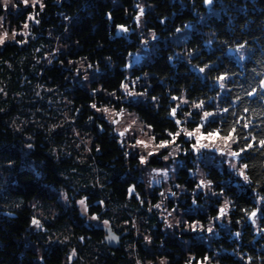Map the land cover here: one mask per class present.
<instances>
[{
    "label": "trees",
    "instance_id": "trees-1",
    "mask_svg": "<svg viewBox=\"0 0 264 264\" xmlns=\"http://www.w3.org/2000/svg\"><path fill=\"white\" fill-rule=\"evenodd\" d=\"M141 8L149 56L132 65L127 78V60L141 46L135 36ZM212 8L217 12L202 17ZM17 17L14 21L9 16L0 24L20 27L25 14ZM35 17L38 31L29 44L12 41L0 48V87L7 86L10 94L22 98L13 101L7 96L0 101V150L5 160L13 161L6 189L19 205L9 212L0 206V264H65L66 249L52 244L38 253L26 244L25 235L32 218L29 204L51 199L50 187L59 190L67 182L72 187L77 184L87 196L92 214L104 212L103 219L109 220L106 225L120 239L112 248L103 241L101 225L86 227L69 216L75 237L100 242L91 264L137 260L145 264L146 259L153 264L157 260L166 264L206 260L209 264H264V146L260 144L264 140V0H212L211 4L205 0H43ZM119 28L129 32V37ZM186 31L182 43H171L170 36ZM241 45L246 57L239 63L228 50ZM76 63L92 70L86 88L76 80ZM221 76L225 77L222 81ZM130 77L143 96L137 102L126 100L122 90ZM20 78L27 81L24 88ZM132 80L126 83L131 85ZM26 86L51 87L54 96L64 95L69 103V126L58 127L51 107L44 110L42 106L47 111L45 119L24 126L22 132L15 130L13 120L19 114L27 118L16 107L25 102ZM102 106H126L155 141L169 139V133L175 135L181 125L182 133L194 129L205 113H211L202 130L219 137L230 133L235 138L230 147L239 153L243 175H236L225 164L204 163L200 168L208 189L196 191L200 184L191 175L192 145L178 135L185 166L178 169L175 180L184 191L168 201V208L180 217L181 230L173 227L164 233V221L147 208L149 201L156 204L157 200L146 196L138 206L136 194H144L143 183L136 180L138 155L126 150L97 113ZM75 126L87 128L90 142L84 156L72 149L67 134ZM23 142L32 145L28 157L37 172L14 160ZM158 162L154 157L149 161ZM222 206H227L226 226L217 223ZM134 219L140 228L136 229ZM208 224L217 228L209 242L194 233ZM134 230H140L141 236L133 234Z\"/></svg>",
    "mask_w": 264,
    "mask_h": 264
},
{
    "label": "rangeland",
    "instance_id": "rangeland-1",
    "mask_svg": "<svg viewBox=\"0 0 264 264\" xmlns=\"http://www.w3.org/2000/svg\"><path fill=\"white\" fill-rule=\"evenodd\" d=\"M28 7L31 9H28ZM42 8L43 0H29L27 4L24 3V0H0V9H5L3 10V15H5L3 20H7V17L12 16L14 21H16L18 15L25 14V21L20 25V27L12 26L11 28H8V25L3 24L5 22L0 18V21L3 22L2 25L0 24V35L5 32L7 33V38L3 44H0V48L6 42L12 41H17L24 46L27 43L29 44L31 40L35 38L36 31H38V20L35 17V12L37 9ZM216 9H208L206 13L202 14V17L210 14V12H215ZM141 10L144 12V8L140 9L135 24L137 28L135 36H139L141 46L139 50L133 52L127 60L125 66L128 71L127 78L130 74L129 68L149 56L148 43H150V41L148 42L146 39L148 37V35L145 36L147 31H145L142 27L141 17L143 12L141 13ZM25 24H27V28H25ZM118 30L119 32L124 33L127 38L129 37V32L120 28ZM13 33H15L14 36ZM149 34L151 33L149 32ZM186 34L187 31L179 32L176 36H170L171 43H182ZM241 49L242 47L228 50V53L239 63H241L246 56V52ZM46 56L48 57V55L46 54L44 56L47 62L49 64L52 63V59L49 57L48 60ZM76 65V80L86 88L88 87L87 82L91 79L90 73H92V70L90 72L89 67L84 66L83 63H76ZM84 68L87 71H85ZM128 80H132L131 77L127 79L122 86V90L126 94V100L137 102L143 99L141 90H136V81L133 79L132 82L130 81L131 85H128V83H126ZM18 82L20 83V87H23V83H26L27 81L20 78L18 79ZM25 88L26 92L28 91L27 96L23 98L25 102L16 104V107L27 115V118L21 119V114H19L13 120L15 123L13 126L15 130L22 132L21 128L24 126H28L31 123L38 124L37 120L45 119L44 116L47 114V111H43V108H41L42 106L44 107V110H46L48 106L51 107V113L54 114L53 118H55V121L59 124L58 127L64 128L65 124L68 125L69 120L67 108L69 103L64 95L57 94L54 96L55 92L53 89L46 86H26ZM9 89L10 88L7 86L0 87V101L7 98V96L13 101H22L21 97H15L14 94H10ZM96 110L97 113H100L101 116L106 119L107 123L111 126V129L118 137L120 143L126 147V150L130 153H137L138 155L140 165L136 180L141 181L144 186L143 196L136 194V199L139 202L138 206L143 204V198L146 196L149 199L157 200L156 204H153L152 201L150 202L148 200L149 205L147 208L148 211L152 209V211L156 212L158 214V218L164 221V233L170 232L173 227L181 230V227L178 224L180 217L178 218V214H175L173 209L170 210L168 208V201L175 199L178 194L184 191V189L179 186L175 180V175L178 169L185 166L183 162L184 158L180 156L184 155L185 152L183 149L181 150L180 143L178 144V136L171 135V137L167 140L155 141L154 136L150 134L148 129L139 121L135 113L126 106L121 109H116L111 106H102ZM187 119L190 118L187 117L184 120ZM19 121H21V123ZM204 122L205 118L202 119V121H200L194 129L185 130V132H195L196 129H199V132H195V135L192 137L186 135L185 132L182 133L183 126H179V133L181 132L180 135H183V139L190 142L192 145L191 151L192 157H194V169L191 175L194 174L196 180H198V183L200 184L196 187V191H207L208 189V185L206 184L205 178L202 176L200 168V166L204 165V163L212 162L217 165L225 164L230 170H232V172L239 176H241L242 172L238 166V156L231 155V153L235 152L230 147L232 140H228L226 142L215 132L203 131L202 126ZM86 129L79 130L75 126L70 128L71 133H67L71 135L70 140L72 149L75 152L80 153V155H85V152L89 149L90 139L88 138ZM121 132H123L124 135H121ZM208 133H214V138H208ZM173 136H175V140H173ZM198 139L199 143L197 142ZM25 140H28L27 136L25 137ZM83 141H85V150H82L81 143ZM138 141H142L143 143H137ZM163 142H167V145L165 147H160L159 145ZM202 144L208 146L201 147L200 145ZM31 148L32 145L29 142H23V145L17 148V156L14 160L22 162L23 166L26 164L27 167L32 168L35 172V164H33L28 157V153ZM3 156V150H0V206L5 209L8 208L6 211L9 212L11 208L19 205L15 204L16 200L10 196L8 190L6 189V183L9 177L8 173L13 161L5 160ZM152 157L159 160L158 164L149 163ZM80 160H82V158H80ZM50 190L51 194L49 195L51 199L43 201L35 200L29 204L32 210V218L25 235L26 244L38 253H40L43 248H47L49 246L51 247V245L54 244L67 250V252H65V264H91L92 262H90V260L93 259L91 257L95 255L97 249L100 250L101 248L100 242H96L93 239H88V242H84L82 237H75L71 231L72 227L68 224V221L70 217H72L75 223L83 222L86 224V227L95 228L100 225L108 224L109 220L105 218L103 219L104 212L98 214L91 213L89 206L90 202L88 201L87 196L78 189L77 184L72 187V184L67 182L65 186H62L59 190H55L51 187ZM81 201L84 203L81 204ZM222 209L223 212H221ZM74 213L77 214L78 219L75 218L73 215ZM226 214L227 206H222L219 210V219L217 222L219 225H227V221L224 220ZM65 216H67V218ZM34 220L38 221V224H34ZM133 224L136 229L140 228L135 219ZM216 230L217 228L215 226L212 227L211 224H208L203 230L198 229L194 233L199 234L200 238H205V240L209 242V239L212 236H215L217 232ZM133 234L141 236L139 235L140 230H134ZM145 239L149 240L148 236L145 235ZM119 240L120 239L118 238V241ZM206 261L208 262H199L197 264H209V260ZM133 263L144 264L141 260H137L136 262L133 261ZM145 264L153 263L151 261L148 262V259H146ZM155 264H166V262L164 260H157ZM210 264L215 263L210 261Z\"/></svg>",
    "mask_w": 264,
    "mask_h": 264
},
{
    "label": "snow or ice",
    "instance_id": "snow-or-ice-1",
    "mask_svg": "<svg viewBox=\"0 0 264 264\" xmlns=\"http://www.w3.org/2000/svg\"><path fill=\"white\" fill-rule=\"evenodd\" d=\"M29 2V0H24V3L25 4H27ZM205 3L206 4H211L212 3V0H205ZM143 12V10H141V13ZM31 18V17H30ZM25 28H27V24H25ZM126 30V29H125ZM15 35V33H13V36ZM7 38V33L5 32V33H3L2 35H0V44H3L4 43V41H5V39ZM240 47H243V45H241ZM204 69H201V71H203ZM225 79V77L224 76H221V77H219V80H224ZM221 87H223V84H221L220 85ZM251 94V93H250ZM93 107H95V105H93ZM197 107H200V105H197ZM172 115L174 116L175 115V109H173V111H172ZM210 115H212L211 113H205L204 114V116H205V118L207 117V116H210ZM180 123V121H177V124H179ZM232 131H235V129H233ZM195 132H199V129H196L195 130ZM195 132H185V134L186 135H188L189 137H192V136H194L195 135ZM121 135H124V133L123 132H121L120 133ZM169 135L171 136V135H173L172 133H169ZM176 136H178V135H180V133L179 132H177L176 134H175ZM214 133H208V138H214ZM203 138V137H202ZM221 139H223V140H225L226 142L228 141V140H232L233 142H234V137H232L231 136V134L229 133V134H227L226 136H224V137H221ZM173 140H175V136H173ZM198 143H199V139H198V141H197ZM137 143H143L142 141H138ZM260 144L262 145V146H264V140H261L260 141ZM167 145V142H163V143H161V145H159L160 147H165ZM201 147H207L208 145H200ZM249 147H251V145H249ZM231 155L232 156H238L239 155V153H235V152H233V153H231ZM245 167H246V165H245ZM241 175H243V172H241ZM245 179H247V177H245ZM84 202L83 201H81V204H83ZM221 212H223V209L221 210ZM253 215H255V214H253ZM33 223L34 224H38V221H33Z\"/></svg>",
    "mask_w": 264,
    "mask_h": 264
},
{
    "label": "water",
    "instance_id": "water-1",
    "mask_svg": "<svg viewBox=\"0 0 264 264\" xmlns=\"http://www.w3.org/2000/svg\"><path fill=\"white\" fill-rule=\"evenodd\" d=\"M100 229L103 230V232H104L103 241L105 244H107L108 246H110L112 248L119 245V241H118L119 236L117 234H115V232L112 230L111 226L101 225Z\"/></svg>",
    "mask_w": 264,
    "mask_h": 264
}]
</instances>
